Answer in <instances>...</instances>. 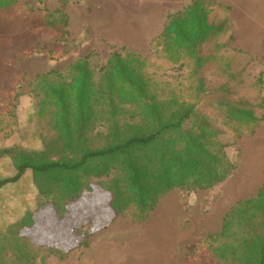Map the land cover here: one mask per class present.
<instances>
[{
  "label": "trees",
  "instance_id": "trees-1",
  "mask_svg": "<svg viewBox=\"0 0 264 264\" xmlns=\"http://www.w3.org/2000/svg\"><path fill=\"white\" fill-rule=\"evenodd\" d=\"M17 2L0 0V18L2 11ZM59 4L55 10L35 9L40 25H34L31 32L54 30L55 40L67 41L68 16L62 8L65 0ZM220 9L226 13L229 6L214 0H190L181 11L167 15L155 43L168 63L181 65L188 58L193 59L194 73L203 67L200 45L215 28ZM9 30L11 26L0 20V38L13 42L19 35L9 38ZM244 59H233L231 73L235 78L250 65ZM96 60V53L90 51L63 70L36 75L32 89L38 97V116L45 119L52 135L43 138L41 149L27 150L19 145L1 148L0 157L11 159L15 173L1 179L0 187L18 181L29 171L38 195L36 211L47 207L54 220L60 221L70 215L71 203H82L76 220L89 216L96 224L95 205L105 204L107 221L130 209L136 221H144L159 199L175 187L207 189L231 175L236 163L225 156L227 144L196 110L198 101L212 103L216 90L194 86L189 90L197 98L193 103L176 89L163 97L157 81L146 70V56L112 50L102 65L97 66ZM245 89L242 85L220 86V93L227 96L230 90L243 96L248 94ZM257 93V100L250 97L246 102L221 99L225 122L236 127V137L245 127L253 132L256 121L262 118V113L256 118L250 110L252 100L262 110L264 100L261 102ZM17 95L15 92L14 98ZM34 214H26L0 230V264L34 263L36 254L27 236L36 228ZM68 228L62 233L74 242L65 248L36 246L64 254L87 245L91 230ZM207 243L206 252L213 264H264V185L254 199L235 204L225 214L221 232L210 236ZM4 250L9 251L8 257L2 256Z\"/></svg>",
  "mask_w": 264,
  "mask_h": 264
},
{
  "label": "rangeland",
  "instance_id": "rangeland-1",
  "mask_svg": "<svg viewBox=\"0 0 264 264\" xmlns=\"http://www.w3.org/2000/svg\"><path fill=\"white\" fill-rule=\"evenodd\" d=\"M189 1L174 0L167 5L166 0H65L62 8L68 16L67 41L55 40L54 30L31 32L34 25H40L37 21L40 14L35 9L41 7L55 10L59 7L60 0H18L13 7L2 11L0 20L9 24L12 29L6 32V36L11 38L16 34L19 37L13 42L0 38V149L7 145L8 147L19 145L27 150L41 149L43 138L52 135L45 119L38 116V97L34 95L32 89L36 75L50 69L63 70L75 59L85 56L90 51L96 53V65L100 66L105 63L112 50H122L147 57L146 70L157 81L158 90L163 97L175 92L176 89L177 92L184 93V99L193 103L197 98H194L193 92L189 93V90L194 86L200 84L203 90L211 88L216 90L212 103L207 99L197 102L198 117L204 116L210 126L219 132L221 140L227 144L226 151L236 152L239 142V139L235 140L236 134L233 131L236 127L231 123L229 126L226 124V111L220 102L224 98L235 102H246L250 97L257 100V91L262 102L264 61H256L244 51H235L232 47V36L229 38L232 27L224 15L225 9H220V15L214 22L215 28L200 45L204 59L203 67L194 73L193 59L188 58H185L181 65L168 63L155 43L156 37L161 32L167 15L181 11ZM253 1L255 9H258L259 5ZM262 6L263 4L260 5ZM260 13L255 12L250 21L251 34H258L257 31H261L260 17H257ZM119 25L126 27L119 29ZM23 30H28V33L22 34ZM81 38L83 39L80 40ZM42 45L44 49H41ZM31 49H33L31 54L26 53ZM52 55L55 57H51ZM235 58H245L250 63L247 72L244 71L237 78L231 73V69L235 68L233 64ZM255 61L257 64L252 66L251 62ZM228 85L230 87L242 85L246 88L243 92L248 94L240 96L231 93L230 90L227 96L226 93L221 94L220 86ZM15 92H18L16 98ZM9 100L13 102L10 103ZM255 117L258 118L257 115ZM185 126L188 127V124ZM6 139L10 140L7 145H3L2 141L6 142ZM14 173L11 159L8 156H1L0 180L13 176ZM101 199L104 203L105 199L103 197ZM173 200L175 201V192L162 200V204L165 201L169 202V205L162 206L169 208L170 220L167 223L170 227L166 230L157 227H161L162 223L161 208L157 207L152 212L149 211L150 215L144 221H136L132 209L112 221H107L108 212L104 208L105 204L95 205L98 212L95 224L94 221H90L89 216L77 221L76 213L81 211L83 205L71 203V213L67 219L56 221L47 207L42 206L36 211L38 195L31 174L26 171L18 181L0 187V230H4L8 224L24 215L35 212L36 231L31 230V233H36L29 232L27 235L31 242L29 247L36 254L33 264H139L138 260L133 262V257L139 256L141 250L149 257L155 258L164 240L175 239V206L170 207ZM91 216L93 217V214ZM68 225L70 228L68 230L78 226L84 231L91 230L86 246L75 247L64 254L36 246L45 244L44 247L49 245L53 248H65L74 242L62 233L66 231ZM9 254L8 250L2 252V256L8 257ZM182 264L213 262L209 254L194 252L187 253Z\"/></svg>",
  "mask_w": 264,
  "mask_h": 264
},
{
  "label": "crops",
  "instance_id": "crops-1",
  "mask_svg": "<svg viewBox=\"0 0 264 264\" xmlns=\"http://www.w3.org/2000/svg\"><path fill=\"white\" fill-rule=\"evenodd\" d=\"M166 1L169 5L174 0ZM215 1L229 6V10L224 15L232 27L230 31L232 47L246 52L256 61H264V0H255V3L259 5L258 9H255L253 0ZM262 4L263 6L260 7ZM257 10L261 12L260 16L257 14V17H260L261 31H257L258 34H251L250 21L255 12H258ZM123 27L118 26L119 29H124L126 26ZM249 105L253 115L260 117L262 113V118L256 121L253 132L246 130L241 136L235 137L236 141L239 139L236 152L235 150L228 152L226 151L227 146L225 147L226 158L236 163L235 170L223 181L210 188L187 190L175 187L163 195L156 206L157 209L161 208L160 213L162 214L161 227H157L163 230L170 227L167 223L170 220L168 218L169 208H162V206L169 205V202L165 201L162 204V200L175 192V201L170 203V207L175 206V239L164 240L155 258L149 257L146 252H143L144 250H141L139 256L133 257V262L138 260L139 264H182L187 253H207V241L210 236L221 232L225 214L235 204L257 196L264 185V103L262 110L258 107V102L253 100ZM9 140L2 141L3 145H7ZM89 241L91 243V240ZM113 260L121 261L117 258Z\"/></svg>",
  "mask_w": 264,
  "mask_h": 264
},
{
  "label": "bare ground",
  "instance_id": "bare-ground-1",
  "mask_svg": "<svg viewBox=\"0 0 264 264\" xmlns=\"http://www.w3.org/2000/svg\"><path fill=\"white\" fill-rule=\"evenodd\" d=\"M104 260H106V259H104Z\"/></svg>",
  "mask_w": 264,
  "mask_h": 264
}]
</instances>
